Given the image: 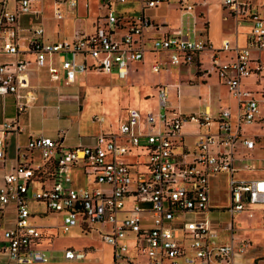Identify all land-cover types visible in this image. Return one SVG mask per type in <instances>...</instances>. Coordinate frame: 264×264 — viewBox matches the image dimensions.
Returning <instances> with one entry per match:
<instances>
[{
	"label": "built area",
	"instance_id": "built-area-1",
	"mask_svg": "<svg viewBox=\"0 0 264 264\" xmlns=\"http://www.w3.org/2000/svg\"><path fill=\"white\" fill-rule=\"evenodd\" d=\"M34 1L0 0V53L11 56L0 62V95H16L28 87L25 54L33 56L38 68L55 55L57 65L47 67L48 77L69 84L89 69L113 70L122 79L128 63L139 61L145 51L165 54V61L158 55L152 61L153 72L163 64L191 65L207 47L202 37L205 29L196 27L197 14L187 0H97L98 14L91 31L79 30L71 38L48 41L42 38V28L33 26L20 39L18 21L23 14L37 13L32 9ZM53 1L56 20L63 18L58 4L74 11L78 2ZM218 1L235 21L249 25L244 46L222 40L209 56L210 68L235 100L236 126L231 127L227 108L210 116L206 112L182 114L166 107V86L160 85L155 111L127 107L115 132H100L89 143L65 146L59 134L55 138L30 136L22 146L16 142L15 152L22 159L0 174V210L13 207V224L1 232L0 264L46 261L40 246L44 229L32 217L55 212L60 213L57 226L62 231L78 225L80 231H93L110 246V261L105 264H231L234 254L245 251L247 239L235 241L230 234L229 240L219 242L209 220L197 214L209 206L208 176L223 171L227 173L230 214L249 209L248 204H264V175H236L237 170L264 171V158L256 165L251 156L236 153L237 145L245 150L264 149V136L238 131L240 123H253L260 114L258 99L240 85V79L251 73L264 77V62L256 58L252 63L249 56L250 50L264 49V0ZM168 2L177 5L186 24L191 18L192 30L179 24L147 37V30L159 26L146 10ZM220 50H231L232 58L219 61ZM31 98L27 93L16 102V112H22ZM188 122L206 127L197 133L191 155L183 149L180 132ZM20 131L16 119L0 123V159L5 155L4 137ZM177 147L181 152L175 151ZM74 171L92 184L73 185ZM261 223L264 226V206ZM85 254L84 248L63 249L67 259H82Z\"/></svg>",
	"mask_w": 264,
	"mask_h": 264
},
{
	"label": "rangeland",
	"instance_id": "rangeland-1",
	"mask_svg": "<svg viewBox=\"0 0 264 264\" xmlns=\"http://www.w3.org/2000/svg\"><path fill=\"white\" fill-rule=\"evenodd\" d=\"M258 2L259 0H255V3ZM97 4V0H78L74 11H69L65 5L60 6L64 14L61 20H55L52 17V0H38L36 7L41 11L40 24L47 38L63 39L71 34L72 29H89L90 21L98 14ZM129 9L130 12L133 10L131 7ZM196 11L201 18L199 20L204 22L205 26V18L210 19V22L214 24L216 28L214 39L217 41L222 35H233V24H230V21L215 6V0H207L206 4L197 7ZM146 14L155 22L165 23L171 27L174 24L176 26L179 19L182 28L187 26L191 31L193 27L191 18L186 24L185 16L176 10L171 2L168 5H158L153 10L148 9ZM244 31L245 27L236 29L238 44L242 42ZM208 33L210 34V29ZM254 54H259L260 60L264 62V50ZM151 59L149 53L144 54L143 63L122 79L117 78L113 70H101L99 73L79 75L73 84L57 87L47 82L40 74L36 83L35 105L20 113L19 123L22 133L19 136V143H24L26 134H41L51 138H55L57 134L64 135L63 145L65 146L87 143L89 136L99 133L100 130H115L119 119L124 115L125 107H134L141 111L155 107V100L151 95H154L156 84L184 82L179 86L178 96L175 95L173 87H167L166 95V107L174 108L182 114H202L205 106H208L211 112L227 107L234 113L235 100L227 87L218 82L214 74L211 73L205 80L209 85L208 90H202L197 86V81L188 82L187 80L189 74H194L192 66L179 68L170 66L168 72L163 70L165 67L163 66L161 70L154 73L150 70ZM205 63L203 65H206ZM243 81L247 88L261 93L262 96L260 94L257 96L264 102V79L254 83L253 77L250 76ZM146 95L148 97L143 99ZM189 126L192 129L191 124ZM243 131L248 135H264V122L243 125ZM191 141L192 138H188L185 142L190 144ZM258 154L264 156V150L259 151ZM71 181L76 187L89 185V181L84 180L76 171L72 173ZM213 193L217 197L214 204L226 203L223 182H218ZM251 205L253 214L249 217L244 212L233 213L231 219L233 236L245 237L250 241V247L245 253L246 259L250 253L255 262L264 264V226L260 220V209L264 204ZM218 210L222 209L218 208ZM218 213L220 224L229 220L227 212ZM33 220L43 226L45 239L41 240L40 246L44 248L47 255L46 261H36L33 264H103L109 260V245L102 242L95 232H82L78 225L70 226L62 231L57 226L60 213H48L45 217H34ZM11 223L12 213L9 207L3 211L0 218V233L3 227ZM219 235L225 239L229 236V231L222 227ZM65 247L84 248L86 254L82 259H67L63 257Z\"/></svg>",
	"mask_w": 264,
	"mask_h": 264
},
{
	"label": "crops",
	"instance_id": "crops-1",
	"mask_svg": "<svg viewBox=\"0 0 264 264\" xmlns=\"http://www.w3.org/2000/svg\"><path fill=\"white\" fill-rule=\"evenodd\" d=\"M206 1L207 0H190V1L187 0V2L193 3V9L192 10H193V13H196V14L198 13L196 11V8L197 7H201L203 4H206ZM250 1L251 2L254 1V3H255V0H250ZM37 2H38V0L37 1H34L32 3V9L35 10L37 13H35V14H23V15L20 16V19L18 21V24H19L18 35H19L20 39H25L28 36L27 31H28L29 28H31L33 26H40L42 28V38L43 39L48 40V41L60 40V39H49L45 35L44 29H43L42 25L40 24L41 11H40V9H38L36 7V3ZM169 3L170 2H168V3H160L158 5H163V4H167L168 5ZM171 3H173L174 6H175V8H176V10H178L177 5L174 2H171ZM53 4H54V1L52 0V8H53ZM63 5H65V4L64 3L58 4L59 8H60V6H63ZM8 6L11 7L12 6V3L9 2L8 3ZM157 6H155L154 8H150V9H152V10L153 9H156ZM215 6L230 21L229 23L230 24H233V33H232L233 35L232 34H231L232 36H224V35H222L220 37V39L217 41L216 39H214V33L216 31V28L214 27V24L212 22H210V19L205 18L206 19V27H205V31L202 33V37L206 40L207 47L205 49H203L198 54L197 60L195 61V63H193L191 65H181V66H185V67H187V66H192L193 67L194 74H189L188 77H187V80H188V82H195V81H197V86L200 89H202V90H208L209 85L206 83L205 80L209 78V75L212 73V74H214L216 76L215 72L212 71V69L210 68V64H209V56H210L211 52L213 50H218L220 48L221 41L222 40H228L230 42V45H236L237 47L244 46L245 45V40H246V35L248 33V30H249V25L247 23L235 21L234 18H232L231 16H229L226 13V11L219 6V1L218 0H215ZM86 9L87 8H85V10ZM62 13H63V11H62ZM51 14H52V12H51ZM63 16H64V14H63ZM96 16L97 15L93 16L92 20L90 21V27H89V29L88 28L72 29L71 34L68 37H66V38L67 39L68 38H71L72 35H73V33L76 32V31H79V30L91 31L93 29V22H94ZM151 19L153 20V18H151ZM199 19H201V18H199L198 17V14H197V19H196V27L197 28H200L202 26V24L204 25V22H202ZM59 20H61V19H59ZM180 21L181 20L179 19L178 20V24L176 26H178L181 23ZM153 22L156 25H158L159 27L157 28V30H153V29L152 30L151 29L150 30H147L145 32V35L147 37L155 36L156 34L161 33L164 30H169V29H172V28L176 27V26H174L175 24L173 25V27H171L170 25L165 24V23H158V22H155L154 20H153ZM240 27H245V31H244V33H242V42H241V44H238L237 38H236L237 37L236 29L237 28H240ZM209 29H210V34L208 33ZM146 48L147 49L149 48V42L148 41L146 42ZM254 52H259V51H256V50H250L249 51V56H250V59H251L252 63H254V61H255L256 58H258L260 60L259 54L256 55V54H254ZM146 53H149L151 55V58H152L151 59V63H152V61H154L157 58V55L159 56L158 59L160 61H162V62L165 61V54L163 52H161L159 54H155L154 52H151V51H145L143 53V55H142V58L139 61H130L128 63L127 70H126V74H125L124 78L126 76H128L131 71H135V69L137 68V66L139 64L143 63V56ZM232 55L233 54H232V51L231 50H228V51L220 50V51L217 52V58L221 62L229 60L230 58H232ZM24 57L27 60H29V64L27 66V74H28V80H29L28 87L25 88V89L20 90L16 95H13V94L0 95V123L1 122H4V121H11L13 119H16V121L18 122V125L20 126L19 118H21V115H20L21 112H16V110H15V104L18 101H22L23 98H24V96L27 93H31L32 94L31 102H30V104L27 107H25V109L23 111H25L27 109H30V108H32L35 105V100H36V96H35L36 83L38 81L37 79H38V76L40 74H42L44 76V78L47 80V82H49L51 84L53 83V84H55L58 87V86H61V85L73 84L77 80V76H79V75H82V74L87 75L88 73H92V72L99 73V71H97V70L89 69V70H87L86 72H84L82 74H77L75 76V78H74V80H73L72 83L64 84V83H61L60 81H52L48 77L47 67L48 66H56L57 65V63H56L57 57L55 55L48 56L47 57V64L44 67H41V68H38V67H36L33 64V62H32L33 56L31 54H25ZM10 59H11V56L6 55V54H3V53H0V62H7ZM203 63H205L206 65H203ZM163 66H165L163 68V70L165 72H168L169 71L168 68L170 66H175V65L163 64V65H161V67H160L159 70H161V68ZM181 66H175V67L176 68H179ZM157 72H154V73H157ZM250 76L253 77V82L254 83H258L262 78L264 79V77H260V76H258L255 73H251L250 75H248V76L243 77V78L240 79V85L243 88H246V89L252 91L253 94H254V96L258 99L259 104H260V114H259V118H258V120H256L253 123L254 124L257 123V122L258 123L259 122L262 123V122H264V102L261 101V99L258 98V96H257V94H260V96H262V94L261 93H258V91H256V90L254 91V90H251L250 88H247L246 85H245V83H244V81H243L244 79H246L247 77H250ZM216 78H217V76H216ZM217 80H218V78H217ZM183 83L184 82H182V81H180L179 83L178 82L168 83V84L166 83L164 85V86H166V93H167V87H173L174 88V91H175V95L178 96L179 86L182 85ZM157 86H160V85H157L156 84L154 86V88H155L154 95H151V97L152 96L154 97L155 107H153L151 109H148V110H145V111H141V110L138 109L140 112L155 111V109H156V88H157ZM147 97H148V95L144 96L143 99H146ZM126 108L127 107H125L124 110H123L124 115H123V117L121 119H119L120 121L123 120V118L125 116V109ZM225 108H227V107H225ZM171 109L175 110L174 108H171ZM221 109H224V108H218L214 112H211L210 109H209V107L208 106H205L203 112L208 113L210 116H215L219 112V110H221ZM227 109L229 110V113H230V124H231V127L234 128L236 126V122H235V111H234V113H232L229 108H227ZM235 110H236V107H235ZM253 123H250V124H253ZM190 124L192 126V129L189 128L190 127L189 126ZM243 125H246V124L245 123H240L238 125V131H239L240 134L245 135V136H264V135H255V134H249V135L248 134H245V132L243 131ZM117 126H116L115 130H108V131H102V130H100L99 133L100 132H104V133H106V132H115L116 129H117ZM187 127L189 129H186ZM213 127L214 126H211V129ZM205 129H206V127H204V126H198L196 123H193V122H188V123L184 124L181 127V129H180V132H181V142H182V146H183L184 151H186L188 155H191V153L193 151V145H194V141L196 139L197 133L198 132H204ZM21 133H22V127H21V131L19 132L18 135L7 134L4 137L6 146H5L4 159H0V174L3 171H5V170L9 169L10 167H12L14 165V163L16 162V160L22 159V156L19 155V154L17 155L16 152H15L14 145H15L16 142L19 145L22 146V145L25 144L26 140L30 136L32 137V136H36V135H41V134H36V135L26 134L25 135V141H24V143L20 144L19 143V136L21 135ZM44 136H46V135H44ZM92 136H94V135H92ZM92 136H89V141L87 143L90 142V139H91L90 137H92ZM63 138H64V135L62 136V143H63V140H64ZM188 138H190V139L192 138V141H191L192 143L187 144L185 142L186 139H188ZM262 150H264V149H260L258 147H254L252 150H245L240 145H237L236 146V153L238 155H243L244 154V155L251 156L252 160H254V162L256 163V165L259 164L260 161L264 158V156H261V155L258 154V152L259 151H262ZM175 151L176 152H181V147H177ZM234 162L236 163V165L239 163L238 160H235ZM236 175L237 176H241V177L262 176V175H264V171L263 170H260V169H255V170H237L236 171ZM218 182H223L224 183V188L226 190V197H227V201H226L225 204H214V201H216V198L217 197L215 196V194L213 192H214V188L218 185ZM91 184L92 183L89 182V185H91ZM208 190H209V192H208L209 193L208 194V197H209V199H208V205H209L208 206V209L205 210L204 212L200 213V214H197V216H203V217H206L209 220V222L211 223V225L216 229V232H217L216 239L219 242L227 241V240L230 239V234H232V236H233V229H232L231 219H232L233 213H235V212H233V213L230 214L229 211L227 210V205H228V201H229L228 189H227V173L223 171V172H218V173H215V174H210L208 176ZM9 207L11 208V213H12V223L10 225H8V226L3 227L2 230L5 229L6 227L11 226L13 224V207H12V205H7L2 210H0V218L3 215V211L5 209L9 208ZM251 207H252V205L251 204H248L247 205V208H249V209H247V210H241V211H237V212H244L245 215L247 217H249V216H251L253 214V211H252V208ZM218 208H221L222 210H218ZM223 211H225V212H227L229 214V220L226 221V222H223V224H220V221H219V218H218V214H219L218 212L221 213ZM47 215L48 214H45V215H42V216H34V217H45ZM34 217H32V220H33ZM260 220H261V209H260ZM229 225H230L231 228L229 227ZM222 227L225 228V229H227L229 231V236L226 237L225 239H222L220 237V235H219V230ZM0 236H1V242H2V235H1V233H0ZM233 239L236 241V240H239V239H246V238L245 237H237L236 238L235 236H233ZM248 242H249V244L246 247L245 251H243L240 254H234L233 255V257H232V263L231 264H250L252 262H254L256 264H260V263H257V262L254 261V258L251 256L250 253H248L249 257L247 259L245 258V253L247 252L248 248L250 247V241L248 240ZM110 256H111V253H110V246H109V260L106 261V262H104L103 264L108 263L110 261ZM142 258L144 259L143 256H142ZM2 261H3V258L0 255V263Z\"/></svg>",
	"mask_w": 264,
	"mask_h": 264
},
{
	"label": "trees",
	"instance_id": "trees-1",
	"mask_svg": "<svg viewBox=\"0 0 264 264\" xmlns=\"http://www.w3.org/2000/svg\"><path fill=\"white\" fill-rule=\"evenodd\" d=\"M202 26H203V27H204V29H205V27H206V26H205V25H203V24H202Z\"/></svg>",
	"mask_w": 264,
	"mask_h": 264
}]
</instances>
